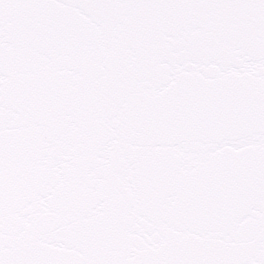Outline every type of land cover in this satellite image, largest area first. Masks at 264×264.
<instances>
[{
    "label": "snow or ice",
    "instance_id": "snow-or-ice-1",
    "mask_svg": "<svg viewBox=\"0 0 264 264\" xmlns=\"http://www.w3.org/2000/svg\"><path fill=\"white\" fill-rule=\"evenodd\" d=\"M0 264H264V0H0Z\"/></svg>",
    "mask_w": 264,
    "mask_h": 264
}]
</instances>
